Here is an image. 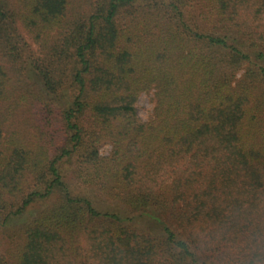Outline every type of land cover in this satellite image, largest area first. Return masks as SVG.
<instances>
[{"label":"trees","instance_id":"obj_1","mask_svg":"<svg viewBox=\"0 0 264 264\" xmlns=\"http://www.w3.org/2000/svg\"><path fill=\"white\" fill-rule=\"evenodd\" d=\"M0 232V264H264V0H0Z\"/></svg>","mask_w":264,"mask_h":264},{"label":"rangeland","instance_id":"obj_2","mask_svg":"<svg viewBox=\"0 0 264 264\" xmlns=\"http://www.w3.org/2000/svg\"><path fill=\"white\" fill-rule=\"evenodd\" d=\"M152 97V92H148V93H142L139 97L138 100L136 102V111L137 114L139 116V118L143 121L147 120L149 118V116L152 113V109H153V102L151 100ZM110 145L108 143L103 142L100 145V152L103 155H106L109 153L110 151ZM39 208V206H34V208H29V215L25 214L26 216H24L25 218H31L33 215H35V211ZM22 220V219H21ZM3 236V234L0 232V239Z\"/></svg>","mask_w":264,"mask_h":264}]
</instances>
